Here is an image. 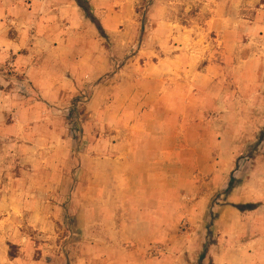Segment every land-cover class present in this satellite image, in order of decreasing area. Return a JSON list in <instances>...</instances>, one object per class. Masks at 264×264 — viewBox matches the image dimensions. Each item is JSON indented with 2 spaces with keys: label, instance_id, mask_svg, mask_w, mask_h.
Segmentation results:
<instances>
[{
  "label": "rangeland",
  "instance_id": "rangeland-1",
  "mask_svg": "<svg viewBox=\"0 0 264 264\" xmlns=\"http://www.w3.org/2000/svg\"><path fill=\"white\" fill-rule=\"evenodd\" d=\"M155 2L166 7V21L180 26L173 29L184 36L176 47L196 52L181 56L185 70L173 75L180 91L171 94L174 105L165 107L159 126L153 124L163 132L135 139L143 149L132 163L147 164L148 176L133 191L125 169L119 172L115 164L126 160V97L147 80L145 52L168 49L151 39ZM224 11L228 22L212 27ZM95 13L105 35L102 76L94 83L76 72L79 66L54 76L51 89L34 87L9 65L0 69V199L33 206L19 216H0L6 228L0 255L14 264H106L130 252L137 260L142 252L147 264H201L205 253L203 264H264V251L237 248L217 232L223 207L245 212L240 207L264 206V143L257 146L264 129V0H229L227 8L219 0H117ZM226 32L228 59L216 62L226 71L213 72L206 87L201 76L209 49L225 50ZM164 79L166 91L172 77ZM94 85L99 95L88 112ZM128 192L147 199L142 217L132 215ZM157 225L163 226L158 244L118 247L116 240L133 235L135 227L155 237Z\"/></svg>",
  "mask_w": 264,
  "mask_h": 264
},
{
  "label": "crops",
  "instance_id": "crops-1",
  "mask_svg": "<svg viewBox=\"0 0 264 264\" xmlns=\"http://www.w3.org/2000/svg\"><path fill=\"white\" fill-rule=\"evenodd\" d=\"M94 9L107 8L110 9L116 6L117 0H88ZM134 1V0H128ZM222 8H227L229 0H219ZM235 1V0H234ZM240 3L242 0H236ZM255 1V0H253ZM259 1V0H256ZM154 15L152 16V24L157 27V30L151 35V39L163 42L168 49L158 51L145 52L148 59L146 64V82H142V87L139 93H132L131 97H126L129 102L130 113H127V132H128V146L127 156L124 163L122 161L115 164L116 169H125V181L128 186L134 191L137 188L145 186V178L147 179L148 171L147 164L136 165L132 163V158L136 153L142 151L143 146L138 148L135 145V139H147L149 136L155 135L156 132H163L160 128H154L153 124L159 126V121L163 119V113L169 108L166 106H173L174 99L171 94H176L180 91L181 83L173 75L183 73L185 67L181 63V56H188L194 54L196 51L191 49L181 48L180 45L176 47V43H181V38L184 37L176 29L177 23L173 21H166V7L155 2ZM221 10V9H220ZM220 13V12H219ZM216 14L214 16V24L212 27L217 28L218 25L223 26L228 22V15L226 11ZM214 25V26H213ZM168 27L172 31L163 33L160 31L161 27ZM213 28V30H217ZM229 33L226 32L222 36L224 40L225 50L221 52L209 49L208 65L203 70L201 79L203 84L211 86V74L218 71H226V66L223 64L217 65V58L228 59V54L231 47V40ZM175 41V42H173ZM168 42V45L165 44ZM170 46V47H169ZM81 51V57L77 61V51ZM180 51V52H178ZM191 51V53H190ZM162 53V54H161ZM161 54V55H159ZM164 54L165 57H164ZM74 57L76 60L72 62L70 59ZM158 57V61H151V57ZM160 56V57H159ZM162 58V59H160ZM101 44L100 33L94 24L86 19L81 8L75 0H0V69L9 65L16 73L25 74L29 77L34 87L41 89L54 88L56 81L54 76L75 70L77 66L82 67L76 72H81L80 75L84 77L89 75L91 77V84L97 81L101 76ZM70 67H73L70 69ZM192 73L196 70L190 68ZM74 72V71H72ZM172 77L171 85L165 91L164 76ZM151 79V80H150ZM156 80V81H155ZM54 82V83H53ZM156 83V88L153 90V85ZM91 89H96L91 103L88 105V112H94L92 109L95 106V99L99 95L96 85ZM196 86L195 80L190 85ZM62 82L60 88H62ZM185 88V85H183ZM170 95V96H169ZM185 97V96H184ZM186 99V102L192 103V98ZM2 99H0L1 103ZM52 104V103H50ZM165 108V109H164ZM65 114L68 111L65 109ZM46 113V114H45ZM44 115L49 114L44 112ZM159 122V123H158ZM159 159H157L158 161ZM116 174H119L116 172ZM115 176V181L118 180ZM206 183V182H205ZM210 184L206 183V186ZM243 191L246 190V185H243ZM125 201L130 206L132 215L142 217L144 215L145 205L138 194L126 193ZM142 196V195H141ZM1 198V197H0ZM148 198V197H147ZM2 199V198H1ZM0 199V216L15 217L24 213L25 210L31 211L32 204L26 203L24 206L19 199L1 200ZM141 199V200H140ZM30 202V201H29ZM135 202V203H133ZM243 203V202H242ZM246 203H249L248 201ZM244 204V203H243ZM127 205V204H126ZM23 208H22V207ZM135 207V209H133ZM218 235L221 241L231 240L234 246L243 249H259L264 251V206L240 212L234 207H223L220 210L217 220ZM143 226V225H139ZM137 230L134 228L133 235H121L117 240V245L120 248L127 249H143L146 250L151 243L158 244L159 232L163 231L162 225H157L154 232L156 236L149 238L147 231ZM146 228V226H145ZM133 229V228H131ZM6 228L0 226V248L3 247L2 234H5ZM156 239V240H155ZM128 246V247H127ZM117 247V246H116ZM133 252L120 260L117 256L114 259L110 257L106 264H147L146 260L141 257L142 252L136 256L138 259L132 258ZM17 261V259H15ZM0 263L14 264L7 261L5 257L0 255Z\"/></svg>",
  "mask_w": 264,
  "mask_h": 264
},
{
  "label": "trees",
  "instance_id": "trees-1",
  "mask_svg": "<svg viewBox=\"0 0 264 264\" xmlns=\"http://www.w3.org/2000/svg\"><path fill=\"white\" fill-rule=\"evenodd\" d=\"M78 4V6L81 8L82 12L84 13L86 19H89L96 29L99 31L100 35L104 36L105 35V30L100 22V20L97 18L95 9L92 7L90 2L88 0H75ZM262 143H264V129L261 131L260 136H259V141L257 146L259 147ZM235 182V178L231 179L230 187L229 190L233 188V183ZM251 207L253 206H242L240 209L242 210H250ZM206 258V255L201 257V264H203L204 259Z\"/></svg>",
  "mask_w": 264,
  "mask_h": 264
}]
</instances>
